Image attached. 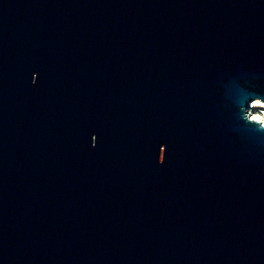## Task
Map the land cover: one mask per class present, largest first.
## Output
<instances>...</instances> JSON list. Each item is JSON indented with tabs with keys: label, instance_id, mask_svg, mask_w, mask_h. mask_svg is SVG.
<instances>
[{
	"label": "water",
	"instance_id": "obj_1",
	"mask_svg": "<svg viewBox=\"0 0 264 264\" xmlns=\"http://www.w3.org/2000/svg\"><path fill=\"white\" fill-rule=\"evenodd\" d=\"M256 100L264 0H0V264H264Z\"/></svg>",
	"mask_w": 264,
	"mask_h": 264
},
{
	"label": "bare ground",
	"instance_id": "obj_2",
	"mask_svg": "<svg viewBox=\"0 0 264 264\" xmlns=\"http://www.w3.org/2000/svg\"><path fill=\"white\" fill-rule=\"evenodd\" d=\"M250 118L253 121H258L264 125V102L260 100L254 101V103L249 108Z\"/></svg>",
	"mask_w": 264,
	"mask_h": 264
},
{
	"label": "snow or ice",
	"instance_id": "obj_3",
	"mask_svg": "<svg viewBox=\"0 0 264 264\" xmlns=\"http://www.w3.org/2000/svg\"><path fill=\"white\" fill-rule=\"evenodd\" d=\"M161 149H162V147H160V149H159V154H160V152H161ZM164 158H165V154H164Z\"/></svg>",
	"mask_w": 264,
	"mask_h": 264
}]
</instances>
